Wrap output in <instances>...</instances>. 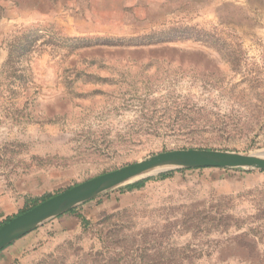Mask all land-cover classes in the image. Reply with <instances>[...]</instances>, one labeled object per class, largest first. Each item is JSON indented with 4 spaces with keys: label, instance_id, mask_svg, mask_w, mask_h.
Here are the masks:
<instances>
[{
    "label": "rangeland",
    "instance_id": "rangeland-1",
    "mask_svg": "<svg viewBox=\"0 0 264 264\" xmlns=\"http://www.w3.org/2000/svg\"><path fill=\"white\" fill-rule=\"evenodd\" d=\"M184 148L264 151V0H0V224ZM172 171L46 222L0 264H264V170Z\"/></svg>",
    "mask_w": 264,
    "mask_h": 264
},
{
    "label": "water",
    "instance_id": "water-1",
    "mask_svg": "<svg viewBox=\"0 0 264 264\" xmlns=\"http://www.w3.org/2000/svg\"><path fill=\"white\" fill-rule=\"evenodd\" d=\"M198 167L264 170V151L245 153L208 148H184L150 155L70 187L14 217L0 227V250L51 219L105 192L157 173Z\"/></svg>",
    "mask_w": 264,
    "mask_h": 264
},
{
    "label": "trees",
    "instance_id": "trees-1",
    "mask_svg": "<svg viewBox=\"0 0 264 264\" xmlns=\"http://www.w3.org/2000/svg\"><path fill=\"white\" fill-rule=\"evenodd\" d=\"M36 33H37V32L34 33L33 36H35V37H33L32 39H30V41H24V42H21V43H13V44H11V45H10V50H9V60L12 61V59H13V60L15 59V62H18V63L21 62V61H23V60H22V57H23L24 55L28 54L29 52H31V50H32V49L34 48V46L37 44L38 36H37ZM198 168H199V167H198ZM200 168H203V167H200ZM173 173H174V171L171 170V171H167V172L160 173L159 176H157V177H147V178H144V179L138 180V181H136V182H134V183H131V184L125 186V187H124V188H125L124 190L131 191V190H134V189H140V188L144 187V186L146 185V183H147L148 181H150V180H154V179H165V178L171 177V176L173 175ZM47 198H50V197H45L42 201H44V200L47 199ZM95 198H97V197H95ZM93 199H94V198H93ZM93 199H91V200H93ZM42 201H41V202H42ZM89 201H90V200H89ZM86 202H88V201H86ZM86 202H85V203H86ZM39 203H40V202H39ZM39 203L33 204V205L30 206V207H27L26 209L22 210L19 214H22L23 212H25V211H27V210L33 208L34 206H36V205L39 204ZM83 204H84V203H83ZM80 205H82V204H80ZM80 205H78V206H76L75 208H73V209L67 211V212L64 213V214H61V215H59V216H57V217L51 219L50 222H51V221H54L55 219L61 218V217L65 216V215H68V214L76 215V216H78L83 222H85V221H86L85 217L82 216V215L78 212V207H79ZM19 214L7 218L2 224H0V227H1L2 225H4L5 223L9 222L10 220H12L14 217L18 216ZM40 229H41V226L38 227L37 229L33 230L32 232H30V233L27 234V235H31V234H33L34 232H36L37 230H40ZM27 235H26V236H27ZM10 245H11V244H10ZM8 246H9V245H8ZM8 246H6V247H8ZM6 247H5V248H6ZM5 248H3L2 250H0V252L3 251Z\"/></svg>",
    "mask_w": 264,
    "mask_h": 264
},
{
    "label": "crops",
    "instance_id": "crops-1",
    "mask_svg": "<svg viewBox=\"0 0 264 264\" xmlns=\"http://www.w3.org/2000/svg\"><path fill=\"white\" fill-rule=\"evenodd\" d=\"M68 216V215H67ZM28 236V235H27ZM27 236H24V237H27ZM24 237H22V238H24ZM21 239V238H20ZM19 240V239H18Z\"/></svg>",
    "mask_w": 264,
    "mask_h": 264
}]
</instances>
